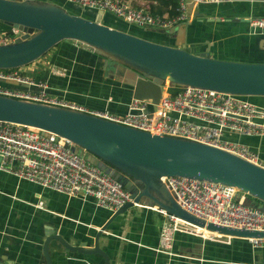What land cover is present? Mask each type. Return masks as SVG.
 Returning <instances> with one entry per match:
<instances>
[{
    "label": "water",
    "instance_id": "1",
    "mask_svg": "<svg viewBox=\"0 0 264 264\" xmlns=\"http://www.w3.org/2000/svg\"><path fill=\"white\" fill-rule=\"evenodd\" d=\"M100 16V10L94 18H87L48 0H0V22L20 30L12 41L0 43V68L23 65L59 40L73 39L118 59L113 72L131 88L133 98L157 102L166 79L178 85L244 96L264 95V58L242 61L214 57L210 55L208 43L203 50L191 52L101 23ZM178 25H172L171 30ZM0 120L36 126L52 139L66 137L73 142L71 147L75 152L109 173L133 194L132 201L113 210L95 230L91 246H86L84 240L70 243L56 230L47 232L42 242L45 264H51L48 242L52 238L66 251L99 253L102 264H109L98 237L132 202L155 205L192 225L205 226L221 234L264 236V229L214 224L187 212L175 202L159 178L183 175L235 185L255 198L250 199L253 206L264 209V168L234 153L186 138L151 133L86 112L2 94Z\"/></svg>",
    "mask_w": 264,
    "mask_h": 264
},
{
    "label": "crops",
    "instance_id": "2",
    "mask_svg": "<svg viewBox=\"0 0 264 264\" xmlns=\"http://www.w3.org/2000/svg\"><path fill=\"white\" fill-rule=\"evenodd\" d=\"M48 1L69 5L71 13L87 18L96 16L92 8L65 0ZM262 16L264 0H227L195 5L185 22L174 30L171 26L152 30L138 25L130 29L135 31L133 34L191 52L203 50L208 43L211 56L261 61L264 28L251 27L249 21ZM100 22L123 30V24H132L109 12H101ZM8 27L0 22V31ZM43 54L45 62L35 58L21 66L30 76L45 79L50 93L90 107L117 113L126 110L131 88L113 72L115 58L73 39ZM249 100L264 108V96ZM223 136L247 144L264 158V135L227 130ZM38 200H42L41 207L35 205ZM154 206L139 202L107 224L98 243L109 257V264H264V249L252 247L242 237L219 241L177 231L169 252L156 249L163 215ZM112 211L96 205L91 196H68L0 169V264H45L42 242L52 230L70 243L84 240L86 246H91L95 230ZM193 230L203 235L208 232L195 226ZM48 252L51 264L103 263L101 254L66 251L54 238L48 242Z\"/></svg>",
    "mask_w": 264,
    "mask_h": 264
},
{
    "label": "built area",
    "instance_id": "3",
    "mask_svg": "<svg viewBox=\"0 0 264 264\" xmlns=\"http://www.w3.org/2000/svg\"><path fill=\"white\" fill-rule=\"evenodd\" d=\"M65 1L109 12L124 22L163 29L185 22L188 11L199 3L227 0H176L173 15L152 10L151 5L156 4L154 0ZM249 24L264 28V16L251 19ZM19 33L15 26L1 30L0 43L12 41ZM16 67L0 68V94L86 112L155 134L206 143L264 168V158L254 149L223 136L227 130L244 135H264V108L244 95L164 80L157 102L131 97L126 110L117 113L52 94L45 79L30 76ZM172 85L177 87L175 93L169 89ZM72 144L63 136L52 139L36 126L0 120V169L68 196H91L96 205L110 210L132 201L131 191L75 152ZM159 178L180 207L206 222L264 229V209L253 206L248 193L235 185L183 175H161ZM35 205L41 207L42 200ZM153 208L163 215L158 232V250L169 252L177 231L219 241H228L232 237L209 229L205 235L197 234L193 230L194 225L160 207ZM242 238L248 240L252 247L264 249V236Z\"/></svg>",
    "mask_w": 264,
    "mask_h": 264
},
{
    "label": "trees",
    "instance_id": "4",
    "mask_svg": "<svg viewBox=\"0 0 264 264\" xmlns=\"http://www.w3.org/2000/svg\"><path fill=\"white\" fill-rule=\"evenodd\" d=\"M154 1H156V4H152L151 5L152 10L157 11V12L167 11L170 15H173L175 13V6L177 4L176 0H154ZM169 4L171 5L170 8L167 7ZM131 32L135 33V31H131ZM148 39L156 41V39H152L150 37ZM65 40L66 39H61L58 42H56L53 45H51L49 48L57 46L60 42H63ZM170 90L175 93L176 90H177L176 85L174 87H171ZM258 95L259 94H257V95H245V97H247L248 99L252 100L253 97L258 96ZM259 96H264V95H259ZM247 197H248L249 200L252 199V198L255 199L254 197L250 196L249 194L247 195Z\"/></svg>",
    "mask_w": 264,
    "mask_h": 264
},
{
    "label": "rangeland",
    "instance_id": "5",
    "mask_svg": "<svg viewBox=\"0 0 264 264\" xmlns=\"http://www.w3.org/2000/svg\"><path fill=\"white\" fill-rule=\"evenodd\" d=\"M66 11H71V7L69 6V5H65V4H62V3H59ZM81 12H83L82 10H81ZM123 26H126V30H130V31H133L132 29H130V27H132V28H135V27H137L136 25H133V24H123ZM140 27V26H139ZM142 28H145V26L144 27H142ZM147 29V28H146ZM149 29H154V27H151V28H149ZM129 31V32H130ZM132 33V32H131ZM188 48V47H187ZM96 50V49H95ZM96 52H98V53H102V54H107V53H104V52H102V51H100V50H96ZM107 55H109V54H107ZM111 56V55H110ZM39 60H42L43 62H45V57H44V54H41L40 56H38L37 57ZM112 58H114V57H112ZM116 59V58H115ZM117 61H119L118 59H116ZM17 69H19V70H22V66L21 65H19V66H17L16 67ZM171 83V82H170ZM174 85H172V87H173Z\"/></svg>",
    "mask_w": 264,
    "mask_h": 264
},
{
    "label": "bare ground",
    "instance_id": "6",
    "mask_svg": "<svg viewBox=\"0 0 264 264\" xmlns=\"http://www.w3.org/2000/svg\"><path fill=\"white\" fill-rule=\"evenodd\" d=\"M167 80V79H166ZM135 206H138V203L137 202H133L132 204H131V207H135ZM195 227H197V228H200V229H203V230H205V231H209L205 226H199V225H194ZM195 232V231H194ZM198 234V233H197Z\"/></svg>",
    "mask_w": 264,
    "mask_h": 264
}]
</instances>
